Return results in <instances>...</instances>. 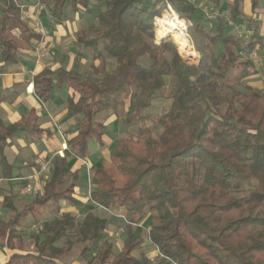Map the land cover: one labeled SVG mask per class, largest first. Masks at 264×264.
I'll list each match as a JSON object with an SVG mask.
<instances>
[{
  "label": "trees",
  "instance_id": "obj_1",
  "mask_svg": "<svg viewBox=\"0 0 264 264\" xmlns=\"http://www.w3.org/2000/svg\"><path fill=\"white\" fill-rule=\"evenodd\" d=\"M20 1L0 0V53L6 64L18 62V53L39 39L22 17ZM41 1V16L61 23L70 12L90 11L92 0ZM96 1L99 12L90 25L95 35L88 38L82 29L77 43L101 63L92 64L90 75L62 65L35 74L34 92L43 102L57 88L71 91L66 108L77 121L64 156L47 159L51 174L37 196L19 208L15 195H2L9 217L0 218V242L11 254L0 264H67L76 246L85 264H150L133 229L148 211L147 237L160 255L155 264H264V87L248 92L235 87L259 74L252 59H239L257 43L230 33L222 19L217 31L194 19L201 1L219 0ZM167 2L191 23L190 40L201 54L196 64L183 59L171 39L155 42V17ZM106 56L115 59L113 70L107 69ZM231 69L238 74L229 77ZM165 96L169 108L152 117V101ZM102 112L126 125L140 123L135 136L108 150L91 177L90 202L123 211L126 238L117 254L107 238L109 221L95 210L82 220L71 212L45 214L51 204H82L76 197L81 174L71 162L87 158L91 138L107 150ZM19 131L42 132L34 109L11 124L0 114V178L13 177L5 148ZM28 217L40 222L29 247L21 228Z\"/></svg>",
  "mask_w": 264,
  "mask_h": 264
},
{
  "label": "crops",
  "instance_id": "obj_2",
  "mask_svg": "<svg viewBox=\"0 0 264 264\" xmlns=\"http://www.w3.org/2000/svg\"><path fill=\"white\" fill-rule=\"evenodd\" d=\"M33 1L35 0H32V2ZM235 1L236 0H219V2L201 1L199 9L194 15V19L197 20L201 24V26L208 31H217L219 27V21L222 19L229 32L235 34L238 37H242L238 33V27L241 25H248V28L252 33L250 39H253L257 43L256 48L264 49V0H241L238 9L239 15L234 20L232 15L234 13H237ZM88 13L89 11L81 14L70 12V18L64 20L61 23L56 22L55 19L49 16H45V21L46 19H51V23L53 25L52 33H50L48 40H55L57 43H63L62 40L65 39L69 31V33L71 34L74 31H78V29L82 25V19L84 18V15H88ZM29 26L31 27L30 23ZM77 38L78 37H76V43ZM84 50L86 49H83L77 43L76 50L72 52L73 54L70 53L72 59L68 65L62 63L59 60L56 61V59H53L52 61L51 59H49L45 62L44 65H36L34 57V47L31 50L20 51L18 53V62L16 63L6 64L3 61L0 53V98L3 99L0 104V114L4 122L6 124L17 122L25 112L34 109L39 116V125L42 129V132L39 133L34 131H19L12 139L9 140V144L5 148V154L8 161L13 165V177L4 179L0 183L2 186H6L4 194L10 192L15 195L14 191L16 189L23 191V188L26 187V185L29 184V181L31 180L29 178L30 176H34V178L36 179L35 185H39V187H42L45 177L42 180V175L37 174L41 165L40 163L46 161L47 159L53 158L55 155L60 154L61 150H65L67 148V140L73 134L70 128L77 121V117H72L67 113L66 99L67 95L71 91L64 88H57L53 93V98L48 102H43L37 97L34 92V77L38 71L49 66L54 69L62 65L67 69L80 71L77 65H83L88 61ZM88 50V58H90L92 63H95V65H97L98 61L92 60L91 51L90 49ZM76 59H78V63L76 64V66H73L74 63H76ZM239 59L241 61H247L250 58H247L245 56V53H242ZM254 64L257 68L255 62ZM32 70H35L34 75L31 74ZM258 75H260V70ZM102 114L103 113H100L99 116H101ZM109 117H111V120L116 119L115 115L106 114L104 118H106V123L108 126L111 123L108 120ZM57 123H59V125H61L63 129L66 130L67 134L65 136L58 133L59 131ZM27 134H30L28 135L30 136L29 138L28 136H26ZM99 146L100 145L97 140L94 141L92 155L88 154L86 160L88 159L91 162V160H93L94 153L97 152L98 154H100L103 152L101 150V147ZM107 157L104 156L97 162L93 161L91 162V165L88 164V166L94 167L95 169L99 165V163ZM19 159L21 160L20 162L17 161ZM72 162L74 163L73 168L79 170L81 174L80 181L83 183V186L81 187L87 189V166L83 164L82 160L80 159L73 160ZM81 187H77L76 197L83 204L84 199L81 197L82 193L79 191ZM27 195H30V193H27ZM60 204L68 205L65 202H61L58 205ZM145 245L149 246L153 256H155V264V261L158 260L160 256L158 249L149 244V239L147 236L143 245L141 244L142 252ZM3 247L7 250V252L4 255L0 256V261H5L11 254L10 249L5 246ZM144 255L149 258L148 253H144Z\"/></svg>",
  "mask_w": 264,
  "mask_h": 264
},
{
  "label": "rangeland",
  "instance_id": "obj_3",
  "mask_svg": "<svg viewBox=\"0 0 264 264\" xmlns=\"http://www.w3.org/2000/svg\"><path fill=\"white\" fill-rule=\"evenodd\" d=\"M24 1V0H22ZM28 1L30 3H32V0H25ZM90 11L88 13V15H84V18L82 19V25L80 26V28L78 29V31H74L72 34L71 33H67V36L65 37V39L62 40L63 43H57L55 40H52L51 42L54 43V48L51 51V55L50 57L46 60L48 61L49 59H51V61L53 59H56L61 61L64 64H69V62L71 61V54H73L72 52H74V50H76L77 48V43H76V37L77 34L82 30V29H87L86 32V36L88 38L92 37L95 35V33H93L90 29V25L96 21L98 12H99V3L96 0H92L91 1V6H90ZM163 13H165V10L163 11ZM162 13V15H163ZM167 17H170V15L166 14ZM45 17H42V21L48 26L50 33H52V23H51V19H44ZM180 19H182L181 17H179ZM184 20V19H183ZM187 22V21H186ZM157 23V22H156ZM186 25L188 26V30L186 31V33L188 34V39L190 40V35H189V28L191 26L190 22H187ZM76 30V29H75ZM239 35H241L243 37L244 40H248L250 39L252 33L250 32L248 25L245 26V29H237ZM157 32H158V28L156 27V40L155 42L157 44H160L161 41L163 39L166 40H170L173 41L177 47V50L179 52V54L181 55V57L183 59H185L187 62L189 63H198V61L201 58V54L195 50L194 45L192 44L191 40V53L189 54H184L181 49L180 46L178 45V43H176L174 37L172 35H168L167 37H161V38H157ZM76 33V35H75ZM159 35V34H158ZM89 51L88 49L84 50L85 55L87 56L88 61L86 63H84L83 65L78 64L77 66L79 67V70L87 75L91 74V66L92 61L90 60V58H88L89 56ZM255 53V58L257 61L253 60L256 65L257 68L260 70V75L254 76V77H250L247 78L246 80H243L241 83L235 85V87L237 89H240L243 92H248L249 88H257V89H262L264 87V49L260 48H255L252 50ZM250 51V52H252ZM71 53V54H70ZM88 54V55H87ZM166 56L169 57V53H166ZM245 56H250L249 53H245ZM191 57V58H190ZM254 58V57H253ZM78 59L75 60L76 63H74L73 66H76V64ZM99 65L101 63V60H97ZM105 63H106V67L109 70H113L115 68V59L113 57L110 56H106L105 57ZM238 74V70L237 69H231L228 72V76L229 77H233L234 75ZM168 81V80H167ZM170 92V81L168 82L166 88H165V94L168 96V93ZM163 97V98H158V99H154L151 103V106L149 108V112L152 114V117L156 118L157 116L161 115L163 112H165L170 104H171V100L167 97ZM103 114L101 116H99L101 119L105 120L106 118H104L106 116L107 113L102 112ZM109 122H111L106 130V134L104 137V141H105V148L107 150H102L100 154H98L97 152L94 153V157L93 160H91V162H97L99 160L102 159V157L104 156H108V150L116 143L118 142V140H120L121 138L124 137H132L135 136L137 134L138 128L140 126L139 122H135L131 125H126L120 121H118L117 119H112L111 117H109ZM147 123L149 125H152L153 127V132L155 134H158L160 132V128L157 125L151 124L150 121H147ZM58 125V133L61 135H66L67 132L65 129H63V127L61 125H59V123H57ZM30 134H27L26 136H28ZM30 136H28L29 138ZM95 138H91V146H90V150H89V155H92V150H93V143H94ZM100 147V146H99ZM97 148V146H96ZM17 161H21L20 159ZM88 164L91 165L90 160H86ZM46 162H39L41 165ZM37 163V162H36ZM72 165H74L73 162H71ZM84 164V163H83ZM40 165V166H41ZM40 168V167H39ZM51 168H49L46 172L45 169L44 172L45 174H43L44 172H42L43 170H41V168L38 171L39 175H42V180L44 177H47V179L49 178L51 171ZM94 170V167H87V171H86V179L87 182L89 183V180L92 177V171ZM44 180H46L44 178ZM43 180V183H44ZM18 183V182H17ZM36 184V179L34 178V176L32 177V179L29 181V184L26 185V187H30V188H36L35 192L33 190V193H30V195H27V192H23L20 191L18 189H16L15 192V202L16 204L22 208L25 203H27V201L31 200L32 198H34V196H37L39 194V192L41 191V187H39V185H35ZM87 189L81 187L79 189V191L82 193L81 197L84 199L83 204L79 205V206H68L66 204H60V205H56V204H51L49 205L47 208H45V214H53L55 216H60L61 213H66V212H70L74 213L75 215H77L81 220L85 217L87 211L93 209L95 210L98 214H100L101 216L105 217L108 219L109 224H108V232H107V238H109L113 245H114V253H119L121 250V246L126 238V228H125V221H124V216H123V211H114V210H108V209H103L101 207H96L94 205V203L90 202L89 198H90V194H91V187L89 184H87ZM6 186H2L0 184V218H8L9 217V213L8 210L5 209L2 206V195L4 194L6 188ZM39 189V191L37 190ZM38 191V192H37ZM36 193V194H35ZM40 220L43 221V218H41L40 216ZM151 212L148 211L147 212V216L146 218L141 222V224H137L136 226H133V228L135 229V236H139L141 235V244L143 245V243L145 242L146 236H147V231L151 225ZM40 224V222H35L33 217H28L26 218L23 222H22V237L24 238L27 246L29 247L30 244V236L31 234L38 228V225ZM146 251V252H145ZM7 252V250L2 246L1 242H0V256L4 255ZM143 252L144 253H148L149 258L150 259V263L154 264V260H155V256H153L151 249L149 248V246H144L143 247ZM65 261L67 264H85L86 263V259L80 256V248L78 246L74 247L73 250L66 256Z\"/></svg>",
  "mask_w": 264,
  "mask_h": 264
},
{
  "label": "built area",
  "instance_id": "obj_4",
  "mask_svg": "<svg viewBox=\"0 0 264 264\" xmlns=\"http://www.w3.org/2000/svg\"><path fill=\"white\" fill-rule=\"evenodd\" d=\"M19 5L21 8L22 17L31 24L32 29L39 35V39L34 44V57H35L36 65H44L46 60L50 57L51 51L55 46L54 43H52L51 41L48 40V38L50 36V30H49L48 26L42 21L41 12L44 9L45 5L41 0H35L32 3L25 1V0L24 1L21 0L19 2ZM165 13L168 15L177 14L178 17H180L179 14L176 12L175 8L173 7V5L169 2L166 3ZM165 13H163V15L161 17L167 16V15H165ZM156 18L157 17H155V24H156V27L158 28V25L156 23ZM184 21H185V27L183 29H179V28H176V29L178 31H182L184 34H186L188 36V34L186 33V31L188 30V26L186 25V23L188 21L185 19H184ZM238 29H240V30L245 29V25L239 26ZM157 38H161L158 35V32H157ZM249 54H250V56L251 55L252 56L251 57L247 56V58H250L252 60L257 61L255 56H254L255 53L253 51L250 52ZM31 74L34 75L35 70H32ZM65 146H66V144H65ZM63 151L64 150L60 151V154L62 156H64ZM81 160L87 167H89L86 159H81ZM40 168H41V170L45 169V172H46L49 168H51V160H47L46 162H44L40 166ZM42 172H44V170ZM45 172L43 174H45ZM37 174H38V172H37ZM32 177L33 176H30L29 178L32 179ZM45 179H47V177H45ZM3 180H4L3 178H0V183ZM88 184L91 187V179L89 180ZM33 190L35 192L36 188L25 187L23 192L33 193ZM37 190L39 191V189H37Z\"/></svg>",
  "mask_w": 264,
  "mask_h": 264
},
{
  "label": "bare ground",
  "instance_id": "obj_5",
  "mask_svg": "<svg viewBox=\"0 0 264 264\" xmlns=\"http://www.w3.org/2000/svg\"><path fill=\"white\" fill-rule=\"evenodd\" d=\"M156 22L160 37L172 35L184 54L191 53L192 46L188 36L176 29H183L185 27V21L183 19H180L177 14H172L170 17H157Z\"/></svg>",
  "mask_w": 264,
  "mask_h": 264
},
{
  "label": "water",
  "instance_id": "obj_6",
  "mask_svg": "<svg viewBox=\"0 0 264 264\" xmlns=\"http://www.w3.org/2000/svg\"><path fill=\"white\" fill-rule=\"evenodd\" d=\"M167 36H168V35H167ZM167 36H163V38H164V37H167ZM190 58H191V57H190Z\"/></svg>",
  "mask_w": 264,
  "mask_h": 264
}]
</instances>
